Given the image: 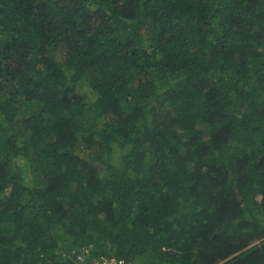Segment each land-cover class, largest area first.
I'll return each mask as SVG.
<instances>
[{"label":"trees","instance_id":"16d2710c","mask_svg":"<svg viewBox=\"0 0 264 264\" xmlns=\"http://www.w3.org/2000/svg\"><path fill=\"white\" fill-rule=\"evenodd\" d=\"M264 264V0H0V264Z\"/></svg>","mask_w":264,"mask_h":264},{"label":"built area","instance_id":"2783aa9c","mask_svg":"<svg viewBox=\"0 0 264 264\" xmlns=\"http://www.w3.org/2000/svg\"><path fill=\"white\" fill-rule=\"evenodd\" d=\"M74 262L75 264H137L134 261L112 253H102L95 256L89 247L81 248L75 254Z\"/></svg>","mask_w":264,"mask_h":264}]
</instances>
